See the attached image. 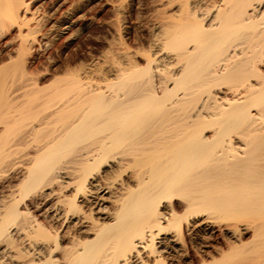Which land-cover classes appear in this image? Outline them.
<instances>
[{
  "label": "bare ground",
  "instance_id": "1",
  "mask_svg": "<svg viewBox=\"0 0 264 264\" xmlns=\"http://www.w3.org/2000/svg\"><path fill=\"white\" fill-rule=\"evenodd\" d=\"M156 1L147 48L47 82L0 0V264H264V0Z\"/></svg>",
  "mask_w": 264,
  "mask_h": 264
},
{
  "label": "rangeland",
  "instance_id": "2",
  "mask_svg": "<svg viewBox=\"0 0 264 264\" xmlns=\"http://www.w3.org/2000/svg\"><path fill=\"white\" fill-rule=\"evenodd\" d=\"M157 8L156 0H30V16L34 13L35 20L39 18L35 34L42 44L30 55L27 75L45 74L48 82L78 68L79 72L87 70L91 76L105 77L107 65L121 59L125 50L148 47L152 26L158 19ZM15 31L9 35L12 47L17 45L14 38L18 37L12 36ZM15 52V47L7 49L5 59L6 55L15 56ZM220 227L215 228L210 240L214 245L234 238L230 231ZM242 235L245 240L249 238L248 233Z\"/></svg>",
  "mask_w": 264,
  "mask_h": 264
}]
</instances>
